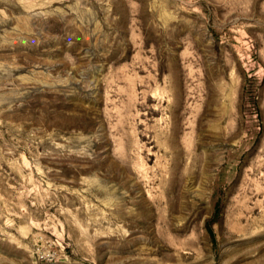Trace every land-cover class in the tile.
Here are the masks:
<instances>
[{"label": "rangeland", "instance_id": "rangeland-1", "mask_svg": "<svg viewBox=\"0 0 264 264\" xmlns=\"http://www.w3.org/2000/svg\"><path fill=\"white\" fill-rule=\"evenodd\" d=\"M0 264H264V0H0Z\"/></svg>", "mask_w": 264, "mask_h": 264}]
</instances>
